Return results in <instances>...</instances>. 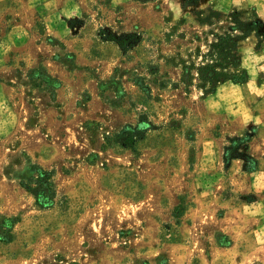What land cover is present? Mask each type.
Here are the masks:
<instances>
[{"label":"rangeland","instance_id":"1","mask_svg":"<svg viewBox=\"0 0 264 264\" xmlns=\"http://www.w3.org/2000/svg\"><path fill=\"white\" fill-rule=\"evenodd\" d=\"M0 264H264V0H0Z\"/></svg>","mask_w":264,"mask_h":264},{"label":"trees","instance_id":"2","mask_svg":"<svg viewBox=\"0 0 264 264\" xmlns=\"http://www.w3.org/2000/svg\"><path fill=\"white\" fill-rule=\"evenodd\" d=\"M241 40L242 38L239 36L233 37L230 34H225L223 37L217 38V42L210 46L209 51L203 55L199 54L200 62L195 68V72L199 82L198 87L204 95L214 94L218 86L226 81L239 85L248 82L247 71L240 69L241 59L238 43ZM192 70L188 66H184L183 68V80H186V83L191 82L190 72ZM121 135L122 132L114 136L115 138H119ZM134 140L132 136L126 139L123 144L131 146ZM105 141L107 143L110 142L108 137L105 138Z\"/></svg>","mask_w":264,"mask_h":264}]
</instances>
